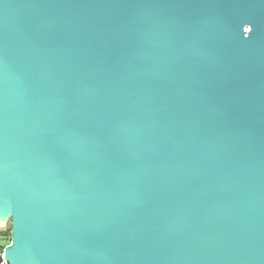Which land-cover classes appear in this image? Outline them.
Instances as JSON below:
<instances>
[{
	"label": "water",
	"instance_id": "water-1",
	"mask_svg": "<svg viewBox=\"0 0 264 264\" xmlns=\"http://www.w3.org/2000/svg\"><path fill=\"white\" fill-rule=\"evenodd\" d=\"M7 264H264V0H0Z\"/></svg>",
	"mask_w": 264,
	"mask_h": 264
},
{
	"label": "built area",
	"instance_id": "built-area-1",
	"mask_svg": "<svg viewBox=\"0 0 264 264\" xmlns=\"http://www.w3.org/2000/svg\"><path fill=\"white\" fill-rule=\"evenodd\" d=\"M5 228L0 226V233L3 231ZM7 245L1 240L0 236V264H7L6 261L4 260V249Z\"/></svg>",
	"mask_w": 264,
	"mask_h": 264
},
{
	"label": "trees",
	"instance_id": "trees-1",
	"mask_svg": "<svg viewBox=\"0 0 264 264\" xmlns=\"http://www.w3.org/2000/svg\"><path fill=\"white\" fill-rule=\"evenodd\" d=\"M0 236H1V240L6 245H8L10 243V239H11V236H10V228H7L6 227L3 231H1Z\"/></svg>",
	"mask_w": 264,
	"mask_h": 264
},
{
	"label": "rangeland",
	"instance_id": "rangeland-1",
	"mask_svg": "<svg viewBox=\"0 0 264 264\" xmlns=\"http://www.w3.org/2000/svg\"><path fill=\"white\" fill-rule=\"evenodd\" d=\"M7 228H10V226H7Z\"/></svg>",
	"mask_w": 264,
	"mask_h": 264
}]
</instances>
